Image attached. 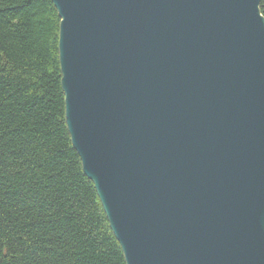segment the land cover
<instances>
[{"label": "water", "instance_id": "95a60500", "mask_svg": "<svg viewBox=\"0 0 264 264\" xmlns=\"http://www.w3.org/2000/svg\"><path fill=\"white\" fill-rule=\"evenodd\" d=\"M64 119L125 264H264L260 0H51Z\"/></svg>", "mask_w": 264, "mask_h": 264}, {"label": "trees", "instance_id": "16d2710c", "mask_svg": "<svg viewBox=\"0 0 264 264\" xmlns=\"http://www.w3.org/2000/svg\"><path fill=\"white\" fill-rule=\"evenodd\" d=\"M58 26L51 0H0V264H125L66 128Z\"/></svg>", "mask_w": 264, "mask_h": 264}]
</instances>
